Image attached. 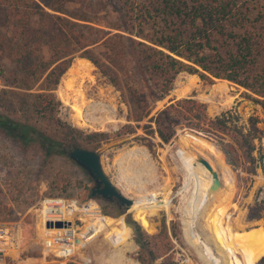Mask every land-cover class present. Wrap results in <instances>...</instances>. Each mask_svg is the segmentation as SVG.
I'll return each mask as SVG.
<instances>
[{"label":"trees","instance_id":"obj_1","mask_svg":"<svg viewBox=\"0 0 264 264\" xmlns=\"http://www.w3.org/2000/svg\"><path fill=\"white\" fill-rule=\"evenodd\" d=\"M75 1L0 0V53L15 67L6 83L23 90L22 103L56 124L65 138L80 134L56 116L58 101L53 94L77 55L119 91L127 120L147 117L153 127H144L164 143L174 135L175 126L201 133L216 141L226 163L254 174L260 159L253 153L254 117L248 118L246 127L228 122L224 114L210 117L205 103L190 95L168 99L149 115L144 83L162 97L181 71L207 82L224 79L243 88L264 111V11L255 8V0H104L108 18L102 24L85 11L72 10ZM0 129L24 146H39L45 156L66 155L68 144L32 123L0 113ZM128 131L126 123L115 134ZM107 135L90 132L85 137ZM102 201V213L108 214L106 208L120 212L113 201ZM261 208L257 203L248 207L246 217L260 218ZM148 213L155 212L148 210L144 216ZM125 221L132 229L139 264H175L166 254L172 251L168 240L177 239L171 219L168 226L164 216L138 220L144 228L129 217ZM22 258L21 264H41L38 254ZM157 258L161 261L153 263Z\"/></svg>","mask_w":264,"mask_h":264},{"label":"rangeland","instance_id":"obj_2","mask_svg":"<svg viewBox=\"0 0 264 264\" xmlns=\"http://www.w3.org/2000/svg\"><path fill=\"white\" fill-rule=\"evenodd\" d=\"M103 1L77 0L70 8L85 11L94 16L96 23L102 24V20L108 18L104 14L107 7L102 4ZM254 5L264 11V0H255ZM80 58L82 57L75 55L71 63ZM0 68V90H7L4 93L0 91V113L43 129L63 144H68L66 150L73 143L96 151L104 174L123 195L133 201L126 209L118 206V213L113 208H106V215L111 218L106 219L110 224L109 229L89 239L79 252L88 261L76 258V261L68 262L139 264L134 258L137 246L133 241L132 229L127 225L125 217L144 228L141 225L144 218L148 221L153 217L164 216L166 226L171 219L177 232V239L168 240L169 246H172V251L166 252L170 260L175 264H204L195 248L184 239L182 231L183 222L188 218V213L184 210L185 202L190 197L188 195L191 194L194 180L188 175L182 154L190 155L197 151L213 165L219 180V187L209 200L211 202H207L210 210L215 211L212 217L209 216L211 222L209 217L200 216L197 220L198 231L206 239V247L214 251L213 257L220 255L225 264H264V111L246 95L243 88L224 79L207 82L200 80L195 74H190L195 75L194 81L184 92L177 94L176 90L188 83V73L183 71L175 75L171 89L162 97H158L144 83L149 115L155 111L154 108L160 100H164L165 104L168 99L190 95L205 103L206 113L210 117L224 114L228 122L244 127L249 124L248 118L254 117L257 133L253 139V153L260 158L254 174L245 172L240 166L226 163L216 141L201 133L197 136L212 144L210 151L196 146H183L181 137L186 132L193 133L184 127L175 126L174 135L164 143L155 133H148V127H144L145 124L153 127L152 122L146 120L147 117L139 121L127 120V107L121 100L119 91L92 64L89 72L80 73L73 78L71 86L66 85L64 80L67 77L63 76L64 72L53 90L58 101L56 116L81 132L67 139L61 135L56 124L21 102L22 89L6 83L15 67L2 53ZM220 84L223 86H217ZM79 91L84 99L78 96ZM65 93L71 96L70 104L65 99ZM75 102L80 105V117H77V109L71 105ZM103 117L105 120L110 117V121H103ZM126 123L130 125V131L115 134ZM90 132H105L108 135L106 139L85 137ZM133 147L136 150L131 155L129 150ZM92 186L93 181L85 170L67 155L54 153L45 156L39 146H24L0 129V222H19L23 233L20 256L0 257V264H21L26 253L40 255L41 264H59L50 253L42 256L40 237L35 227L39 202L44 197H55L51 196L54 194L85 200L89 196L85 197L84 193ZM93 198L102 210L101 203L104 205L105 202L96 196ZM255 203L262 207L261 217L248 219V207ZM148 210L155 213L144 216ZM210 223L224 246L223 250H226L221 252L218 243L211 239ZM159 261L161 259L157 258L153 263Z\"/></svg>","mask_w":264,"mask_h":264},{"label":"built area","instance_id":"obj_3","mask_svg":"<svg viewBox=\"0 0 264 264\" xmlns=\"http://www.w3.org/2000/svg\"><path fill=\"white\" fill-rule=\"evenodd\" d=\"M106 219L93 197L85 200L64 197H44L39 202L36 214V233L40 237L42 256L50 253L59 264L68 261H88L79 252L86 242L97 234L109 229ZM68 221L63 227H46V221ZM23 242L19 222H0V257L17 258Z\"/></svg>","mask_w":264,"mask_h":264},{"label":"bare ground","instance_id":"obj_4","mask_svg":"<svg viewBox=\"0 0 264 264\" xmlns=\"http://www.w3.org/2000/svg\"><path fill=\"white\" fill-rule=\"evenodd\" d=\"M90 68H91V63L86 59L80 58V59H77L76 61L72 62L71 65L67 68V70L65 71V73L63 75V76H65V78L67 77V79L64 80L66 85L71 86V82L73 81V78H76L80 73L89 72ZM68 76H70V77L68 78ZM187 76H188V83L180 86L176 90L177 94L184 92L186 90L187 86L194 81L195 75L187 74ZM178 85H179V83H178ZM217 86H223V85L220 84ZM217 86H215V87L217 88ZM75 92H76V89H75ZM64 96H65L66 101L69 102V104H70L72 102L70 94L65 93ZM78 96L81 97L82 99H84L83 98L84 96L82 95L81 91H79ZM71 105L77 109L76 115H77V117H80L79 116L80 115V105H78L77 102H75L74 104H71ZM87 107H88V105H87ZM108 119L110 121V117H108L106 120H105V117L102 118V120L103 121L105 120V122H108ZM105 124H107V123H105ZM181 142H182L183 146H186V147L196 146L199 148H206V150H208V151L211 150V146H212L211 143L207 142L206 140L202 139L201 137L194 135L190 132H186L181 137ZM135 148L136 147H133L129 150L131 152V155H133L134 151L136 150ZM197 156L204 158L208 162L210 167L212 169L214 168L213 165L209 162V160H207L204 156H202L197 151H193L190 155L189 154L188 155L182 154V160L184 161V163L187 167L188 175L190 177L194 178V180L192 182L191 194L188 195L190 197L185 202L186 209H184V210L188 213V218L186 220H184V222H183V228H182L183 237L191 246H193L195 248L197 254L202 258V261L204 264H225L223 258L220 255H218V257L212 256L214 251H212V250L210 251L206 247V244H205L206 239H204L203 236L198 231V222H199V221H197L198 218L200 216L208 218L210 215L212 217L215 211L210 210V208L208 207L209 206L208 203L211 202L209 200L212 198V196H214L212 193L208 194V192H207V187H208V184L210 182L209 172L204 166H202L201 164H199L196 161ZM132 203H133V201H132ZM132 203H131V205H132ZM210 211H211V214H210ZM211 217H209L210 222H211ZM237 221H239V219ZM206 224H207V222H206ZM207 225H209V224H207ZM209 231L211 233V239L213 241H215L216 244L218 243V246H220L219 249H221V252H222V250H223L222 247H224V246L221 244V242L217 238L211 223H210ZM224 250H226V249H224ZM118 257H119V255H118Z\"/></svg>","mask_w":264,"mask_h":264},{"label":"water","instance_id":"obj_5","mask_svg":"<svg viewBox=\"0 0 264 264\" xmlns=\"http://www.w3.org/2000/svg\"><path fill=\"white\" fill-rule=\"evenodd\" d=\"M163 104L164 100H160L154 110L161 108ZM192 132L194 135L200 134L198 132ZM66 155L81 166L87 175L92 179L93 186L90 189L89 197L97 196L105 200L113 201L117 206H122L124 209L131 205L132 200L123 195L102 171L99 163V155L96 151L78 146H70L66 150ZM196 161L204 166L209 172L210 182L207 187V192L208 194H211L219 187L218 175L204 158L197 156ZM67 225H69L68 221L62 220L45 222L46 227H63ZM127 225L129 226V224Z\"/></svg>","mask_w":264,"mask_h":264},{"label":"crops","instance_id":"obj_6","mask_svg":"<svg viewBox=\"0 0 264 264\" xmlns=\"http://www.w3.org/2000/svg\"><path fill=\"white\" fill-rule=\"evenodd\" d=\"M127 264V263H126Z\"/></svg>","mask_w":264,"mask_h":264}]
</instances>
